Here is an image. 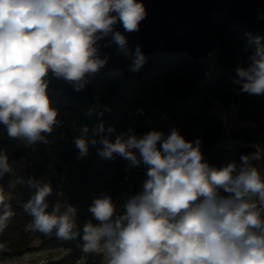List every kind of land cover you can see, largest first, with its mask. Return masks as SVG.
<instances>
[{"label": "clouds", "instance_id": "clouds-1", "mask_svg": "<svg viewBox=\"0 0 264 264\" xmlns=\"http://www.w3.org/2000/svg\"><path fill=\"white\" fill-rule=\"evenodd\" d=\"M145 17L141 0H0V124L9 136L36 142L51 133L57 112L49 75L79 90L106 64L99 44L106 37L133 57L130 70L139 71L146 58L139 46L134 53L128 49L115 25L138 31ZM260 40L251 64L237 69L241 91L252 95L264 94ZM103 131L100 124L93 134ZM88 132L84 126L74 140L81 156L88 151ZM101 144L102 157L117 154L130 167L144 165L147 179L119 214L109 195L93 200L89 211L98 223L83 226L84 252L102 248L107 264H264V175L252 163L259 153L217 169L204 160L200 140L188 141L177 129L104 137ZM8 171L0 155V174ZM33 183L37 190L24 206L32 230L62 240L80 236L75 207L62 210L57 203L48 211L51 187Z\"/></svg>", "mask_w": 264, "mask_h": 264}, {"label": "trees", "instance_id": "trees-1", "mask_svg": "<svg viewBox=\"0 0 264 264\" xmlns=\"http://www.w3.org/2000/svg\"><path fill=\"white\" fill-rule=\"evenodd\" d=\"M251 1L264 8V0ZM212 29L219 44L217 65L222 70H217L215 78L206 84L195 78L192 59L184 54L160 52L153 56L144 55L146 62L143 66L139 71H132L133 57L121 54L113 43L112 50L118 64L114 69L97 75L98 102L93 108L75 102L65 93L52 99L51 107L57 112L56 123L51 133H42L44 139L34 143L31 152L35 158L32 160L38 173L45 167V162H54L55 168L67 175L69 205L76 209L80 236L70 240L44 239L39 250L58 247L69 250L61 259L47 264H102V254L86 253L82 247L83 226L88 222L98 223L89 211L93 200L109 195L119 214L130 197L143 191L147 177L145 175L134 182L132 179L125 181L127 160L117 154L112 158L102 157L99 154L103 147L101 140L107 137L114 141L121 134L125 138L137 135L140 126L135 116L146 114L147 100L154 101L173 121L170 131L164 134L177 129L188 141L199 139L204 160L211 167L219 169L231 162L239 166L242 155L259 153L261 158L252 163L264 175V94L252 95L241 91L237 74L238 68H247L251 64L250 57L256 50L255 40L259 37L264 43V35L239 29L217 14L212 15ZM127 47L135 52L136 47L132 43H127ZM117 69H122V74L115 73ZM211 95L225 106L238 104L240 118L252 124L241 127L236 133L243 144L235 145L233 149L218 147L212 152L215 143L223 137L226 126L223 117L212 111ZM138 107L143 108L145 114L137 113ZM100 124H103L104 131L94 135L93 129ZM84 126L89 129V143L87 154L81 156L74 140L80 137L78 128ZM108 129L113 131L109 133ZM28 151L21 137L9 136L6 126L0 124V155L6 158L7 163ZM9 179V172L0 174V224L6 225L0 231V264H7L9 258H18L31 251L34 237L48 236L37 231H33L31 236L26 231L32 217L25 204L8 201L6 182ZM221 194L224 193L221 191Z\"/></svg>", "mask_w": 264, "mask_h": 264}, {"label": "water", "instance_id": "water-1", "mask_svg": "<svg viewBox=\"0 0 264 264\" xmlns=\"http://www.w3.org/2000/svg\"><path fill=\"white\" fill-rule=\"evenodd\" d=\"M146 17L138 31L126 32L119 22L115 30L121 32L127 43L139 46L143 55L153 56L160 52L184 54L198 60L211 54L218 47L212 29V15L217 14L232 25L251 33L264 35V8L251 0H141ZM112 37L99 42L101 58L108 57L106 64L95 74L89 75L84 85L77 90L63 78L49 75L53 91L65 93L75 102L93 108L97 102L96 77L114 69L118 60L112 50ZM218 72L222 70L217 67ZM198 85H195L197 88ZM212 152H215L212 151ZM47 237L43 236L42 239Z\"/></svg>", "mask_w": 264, "mask_h": 264}, {"label": "crops", "instance_id": "crops-1", "mask_svg": "<svg viewBox=\"0 0 264 264\" xmlns=\"http://www.w3.org/2000/svg\"><path fill=\"white\" fill-rule=\"evenodd\" d=\"M146 108L147 110L145 115L135 116V120L140 126V130L138 131L136 136L142 137L144 134L152 130L168 133L170 131L171 125L173 124V121L169 118V116L164 113L163 110L152 100L146 101ZM212 111L218 113L223 117L226 126L223 137H221V139H219L215 143L213 151L218 147L233 149L235 145L243 144V141L236 135V133L241 127L252 124L250 122L243 121L239 117L237 118V116L233 114L227 108V106L217 101H212ZM78 130L81 136V128H78ZM87 138L88 135L86 139ZM22 140L25 143L26 147L29 148V151L26 153V155L20 157L19 159L10 160L7 163L9 168L8 172L10 173V179L6 182L8 189V201L15 200L19 204H26L37 190L35 184L33 183L37 182L41 186L44 184H48L52 189L50 195L46 198L49 207L52 208L53 205L60 203L63 210L64 207L69 205V196L66 190L67 175L60 173L55 168L54 162H43L45 164V167L38 173L32 160L35 158V156L31 152V149L34 147L35 142H29L25 138H22ZM145 175L146 166L141 165L139 167H133V182L140 180ZM28 179H30L31 181L28 184H23V181ZM132 186L133 185L131 183L130 189H132ZM49 237L57 238L54 232L52 235L47 236V238ZM42 241V237L38 236L34 243L36 244V246H39ZM31 252H36V254L39 255L41 250H39L38 248H34L33 246V249L24 254V256L27 257ZM68 252L69 250L64 247L49 249V255H51V257L54 256L57 258H61ZM24 256L18 258H22ZM13 259L16 258H9L8 260L10 261ZM8 260L7 264H9ZM40 260L41 259H39L37 263ZM41 264H45L43 260H41Z\"/></svg>", "mask_w": 264, "mask_h": 264}, {"label": "built area", "instance_id": "built-area-1", "mask_svg": "<svg viewBox=\"0 0 264 264\" xmlns=\"http://www.w3.org/2000/svg\"><path fill=\"white\" fill-rule=\"evenodd\" d=\"M218 53H219V46L211 54L207 56H204L198 60L192 59L194 69H195L196 79L201 80L204 84H206L215 78V74L217 73V67H218L217 65ZM115 73L122 74V69L115 70ZM48 95H49L50 102H52L53 101L52 99L60 95V92H56L48 88ZM209 100L220 102L217 98H215L212 95L209 96ZM227 108L231 112L238 114L239 107L237 104H230L229 106H227ZM136 112L140 114H145V110L141 107H138L136 109ZM125 171H126L125 181L130 182L132 179L133 167L129 166L128 161L125 164ZM30 181H31L30 179L24 180L23 184H28ZM31 225H32V222H29L27 224L26 231L29 232L31 236H33V230H32ZM100 250H103V249L100 248Z\"/></svg>", "mask_w": 264, "mask_h": 264}, {"label": "rangeland", "instance_id": "rangeland-1", "mask_svg": "<svg viewBox=\"0 0 264 264\" xmlns=\"http://www.w3.org/2000/svg\"><path fill=\"white\" fill-rule=\"evenodd\" d=\"M66 102H68V100L67 99H64ZM238 105V104H237ZM233 113V112H232ZM233 114H235V113H233ZM236 116H237V118L239 117L240 118V114H235ZM232 145V144H231ZM27 226V225H26ZM34 234V233H33ZM35 238V237H34ZM37 238H38V236H37ZM37 238H35V239H33V245L32 246H34V248H40V246L42 245V242L39 244V246H36V244L34 243V241L37 239ZM49 238H53V237H49ZM54 252H57V251H54ZM94 252H97V253H100V254H102L103 255V262H102V264H107V257H106V255H105V253H104V251L103 250H100V249H98V250H96V251H94ZM67 254V253H66ZM65 254V255H66ZM24 256V255H23ZM63 257V256H62ZM61 257V258H62ZM60 257L59 258H57V257H54V256H52L51 257V255H49V249H46V250H41V252H40V254L38 255V254H36V252H31V253H29L28 254V256L27 257H22V258H16V259H13V260H8V263L9 264H41V260H43V262L45 263V264H47V262L48 261H56V260H59V259H61ZM39 259H41L38 263H37V261L39 260ZM83 264V263H82Z\"/></svg>", "mask_w": 264, "mask_h": 264}]
</instances>
